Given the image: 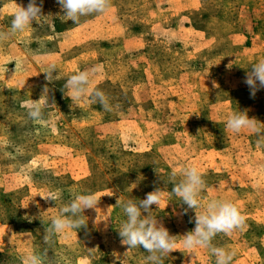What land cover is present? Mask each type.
Instances as JSON below:
<instances>
[{
	"label": "rangeland",
	"instance_id": "1",
	"mask_svg": "<svg viewBox=\"0 0 264 264\" xmlns=\"http://www.w3.org/2000/svg\"><path fill=\"white\" fill-rule=\"evenodd\" d=\"M36 2L46 21L0 43V264H22L29 252H46V264H113L114 255L121 264H149L142 248L123 255L118 228L126 217L117 199L139 203L160 188L152 215L183 236L195 227V210L172 193L170 176L175 169L179 182L190 165L206 182L197 211L225 199L246 217L243 230L212 243L235 252L232 264H264V143L226 129L239 110L264 123V89L253 97L244 83L264 59V0H111L108 12L79 25L61 21L57 0ZM28 3L0 0V31ZM17 59L24 64L15 73ZM52 62L59 78L49 83L43 71ZM96 66L92 87L106 94L111 112L62 90L70 75ZM45 85L55 103L51 123L35 124L21 102L38 100ZM57 189L56 203L43 198ZM73 192L99 201L84 212L87 227L46 244L45 226ZM163 260L215 264L207 249Z\"/></svg>",
	"mask_w": 264,
	"mask_h": 264
},
{
	"label": "clouds",
	"instance_id": "2",
	"mask_svg": "<svg viewBox=\"0 0 264 264\" xmlns=\"http://www.w3.org/2000/svg\"><path fill=\"white\" fill-rule=\"evenodd\" d=\"M60 5L62 15L59 16L62 22L69 20L74 25H79L81 17L94 14H104L111 8V0H57ZM48 16L42 13V3L37 4L36 0H29L26 7L17 5L14 12L11 25L8 31H0V43L7 41L10 37L22 33L26 28L35 22L41 25ZM44 45L41 42L40 48ZM24 61L15 60V73L21 70ZM54 62L43 71L45 79L52 83L59 78V75L53 76L56 70ZM96 66L91 69L78 71L70 75L64 85L63 91L66 97L71 101L90 100L92 103H99L104 111H113V105L110 103L106 94L98 88H93V77L100 71ZM8 71V67L6 69ZM244 83L249 87L251 96L264 89V59L259 60L250 70L246 72ZM213 85L217 87L215 82ZM65 90H67L65 92ZM49 91L47 85L42 90L41 97L38 100H28L21 102V107L26 110L28 118L35 124L47 125L51 123L48 116L52 115L48 110L55 106V103L49 102ZM264 123H261L254 117H249L246 110L233 112L226 121V129L234 134H239L244 130L257 135V144L264 143ZM52 131L57 129L53 126ZM19 152L20 149H17ZM182 178L176 182L177 171L173 169L170 180L173 184L172 193L187 205L188 209L195 210V227L183 236H175L169 233V230L160 223L156 216L152 215V206H160L163 198V190L155 188L147 193L146 198L136 203L133 199L127 201L118 197L116 205L123 210L126 219L118 228L121 244L127 246L123 255L135 248H142L149 255L146 260L149 264H164L163 257L169 256L174 251L194 253L197 249H207L215 257V264H232L235 256L234 251L227 250L225 247L216 246L212 243L218 234L231 236L236 230H243L246 226V217L241 213L235 203L225 199H211L203 211H197L201 207L198 199L200 193L206 188V182L203 174L194 165L184 167L180 171ZM62 190H49L43 197L46 201H56L62 198ZM72 199L63 206L60 214L54 216L44 228L43 240L50 243L58 234L64 233L68 229H81L87 227L84 212L87 209H94L98 204L95 194L72 193ZM111 207V206H110ZM146 213V215H145ZM45 225V222L42 221ZM178 237L179 240L178 246ZM91 250V249H90ZM46 252H29L22 258V264H46ZM113 264L121 261L117 255Z\"/></svg>",
	"mask_w": 264,
	"mask_h": 264
}]
</instances>
